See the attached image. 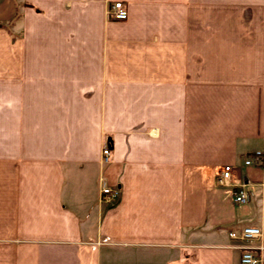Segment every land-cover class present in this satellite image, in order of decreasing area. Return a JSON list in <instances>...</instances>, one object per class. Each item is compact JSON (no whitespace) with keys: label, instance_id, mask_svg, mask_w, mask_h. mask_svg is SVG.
I'll return each mask as SVG.
<instances>
[{"label":"crops","instance_id":"obj_1","mask_svg":"<svg viewBox=\"0 0 264 264\" xmlns=\"http://www.w3.org/2000/svg\"><path fill=\"white\" fill-rule=\"evenodd\" d=\"M263 149L264 0H0V264H264Z\"/></svg>","mask_w":264,"mask_h":264},{"label":"built area","instance_id":"obj_2","mask_svg":"<svg viewBox=\"0 0 264 264\" xmlns=\"http://www.w3.org/2000/svg\"><path fill=\"white\" fill-rule=\"evenodd\" d=\"M110 16L116 21H125L128 17L127 10L122 2H115L110 8ZM109 146H104L102 150L103 161L107 164L110 161ZM246 167H257L264 172V149L248 155L244 160ZM233 167L224 166L216 178V183L220 187L232 188L234 190V202L236 204H245L249 201V196L245 191V185H233ZM120 196V191L117 188H112L103 185L101 189V202L113 205L117 202ZM228 236L232 241L241 243L235 249L241 251V264H259L260 259L257 253L262 250L260 240L262 231L258 227L247 226L240 230H232L228 232Z\"/></svg>","mask_w":264,"mask_h":264},{"label":"rangeland","instance_id":"obj_3","mask_svg":"<svg viewBox=\"0 0 264 264\" xmlns=\"http://www.w3.org/2000/svg\"><path fill=\"white\" fill-rule=\"evenodd\" d=\"M101 160H102V163H103V164H106V163L103 161V157H102V156H101Z\"/></svg>","mask_w":264,"mask_h":264}]
</instances>
